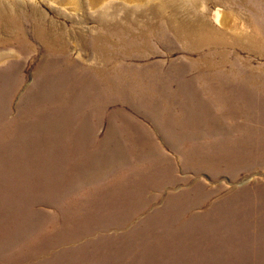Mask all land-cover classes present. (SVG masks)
I'll list each match as a JSON object with an SVG mask.
<instances>
[{
  "label": "rangeland",
  "instance_id": "374dc122",
  "mask_svg": "<svg viewBox=\"0 0 264 264\" xmlns=\"http://www.w3.org/2000/svg\"><path fill=\"white\" fill-rule=\"evenodd\" d=\"M19 1L0 20V264H264V0H171L176 32L152 0Z\"/></svg>",
  "mask_w": 264,
  "mask_h": 264
},
{
  "label": "bare ground",
  "instance_id": "6f19581e",
  "mask_svg": "<svg viewBox=\"0 0 264 264\" xmlns=\"http://www.w3.org/2000/svg\"><path fill=\"white\" fill-rule=\"evenodd\" d=\"M10 3H15L18 6L20 5L19 0H0V20H4L6 14L11 11ZM149 3L150 4L147 5V8L145 11L149 12V13H153V14H158V15L162 14V9L170 8V6L173 7V9H171L172 15L166 20V23L171 25L174 32H176V28L173 26V20L175 17H178V16L182 17V15H183L182 8L171 5V0H152ZM219 13L220 12H216L215 20L220 23L222 21V14L220 15ZM35 15L40 17L39 19H41L43 17L41 15V13L38 11L37 7L33 6L32 7V14H30V17L32 19H36ZM190 18H191V16L188 14L187 17L185 18V19H187L186 26L193 29L195 36L197 38L205 36V38H204L205 44L218 43V42L224 41V39L221 38L222 35L218 31H216L213 28L206 27L205 24H203V23H194V21L191 20ZM5 22L8 24L7 19H5ZM221 24H222V22H221ZM42 25L43 24L40 22L35 25L38 38L42 42H44V44L47 46V48L52 49V48H54L52 45L54 43V41L52 40L54 37L53 29H47L46 30ZM181 29H182V27H181ZM181 29L179 31H182ZM21 33H22V31H21ZM210 38H215V40H213V39L211 40Z\"/></svg>",
  "mask_w": 264,
  "mask_h": 264
}]
</instances>
